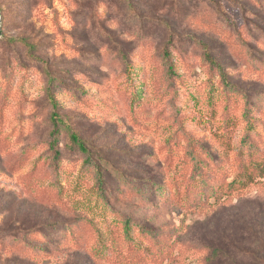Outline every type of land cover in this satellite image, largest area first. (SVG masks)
Segmentation results:
<instances>
[{"label":"rangeland","instance_id":"obj_1","mask_svg":"<svg viewBox=\"0 0 264 264\" xmlns=\"http://www.w3.org/2000/svg\"><path fill=\"white\" fill-rule=\"evenodd\" d=\"M0 22V264L264 260V0H0Z\"/></svg>","mask_w":264,"mask_h":264},{"label":"trees","instance_id":"obj_2","mask_svg":"<svg viewBox=\"0 0 264 264\" xmlns=\"http://www.w3.org/2000/svg\"><path fill=\"white\" fill-rule=\"evenodd\" d=\"M1 38V37H0ZM20 40H22L23 43H26L27 40H25L24 38H21ZM206 56H207V60L214 66L218 69V73L220 74V76L222 77V81L226 84V85H229L230 87V90L231 91H234V92H241L242 94H244V96L246 97L247 99V103H246V108L244 110V115L246 117V119H248L249 121V131L247 132V134L245 135L244 137V140L243 142L244 143H250V144H254L252 138L250 137V131L254 128V124L251 120V116H250V110H249V99H250V96L249 94H247L246 91L242 90L239 86H236L234 84H232V82L229 80V75L228 73L226 72L224 66L222 64H220L211 54L209 48H206ZM48 75L50 76L49 80H50V84L51 85V81H53V76H52V73L50 71H47ZM49 98L52 102V106L54 108L52 114H51V120L53 122V128H52V131H51V135H52V140H51V148L55 150V153H56V156L58 157L59 156V153H60V150L58 149V133H59V126H60V123H61V115L59 114V112L57 111V109L59 108L60 106V102L58 101V99L54 96V94L51 92V88L49 89ZM70 138H71V141L77 145V147L80 149V151H82L85 155H86V160L88 161H91V151L89 150L88 148V145H87V142L82 139L76 132L72 131L71 134H70ZM255 145V144H254ZM193 159L195 160V158L193 157ZM195 163H196V160H195ZM96 168H97V171H98V176H99V181H102L103 182V173H102V168H101V164H98L96 163ZM197 168V163H196V166ZM199 173V176H201V173ZM197 175V174H196ZM247 177L249 176L248 174H245ZM214 181V180H213ZM199 182L204 186L206 187L207 189H209L210 193H212V195L216 198V203H218L219 199L221 198V196H219V194H216V190L215 188L213 187H210V184H209V180H199ZM243 183L242 180H238L237 177L234 178V180H231L230 182H225V185L229 188L230 186L234 185L235 183ZM223 186L222 183H219L218 184V189L221 188ZM202 191V190H200ZM196 193V192H194ZM202 196L204 197L205 194L203 193ZM192 197H196L195 195L192 196ZM140 227V226H138ZM129 228V227H127ZM141 229H143V231L146 230L147 233H150V230H147V228L145 226H141L140 227ZM219 249H216L215 251H217ZM260 263L259 264H264V260H259ZM262 262V263H261ZM254 264H258V263H254Z\"/></svg>","mask_w":264,"mask_h":264},{"label":"water","instance_id":"obj_3","mask_svg":"<svg viewBox=\"0 0 264 264\" xmlns=\"http://www.w3.org/2000/svg\"><path fill=\"white\" fill-rule=\"evenodd\" d=\"M2 35L1 22H0V36Z\"/></svg>","mask_w":264,"mask_h":264}]
</instances>
